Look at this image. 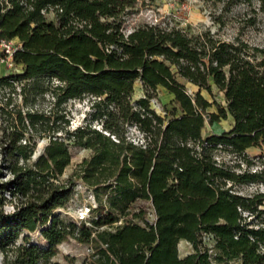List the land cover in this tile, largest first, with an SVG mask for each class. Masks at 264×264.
<instances>
[{"label":"trees","instance_id":"obj_1","mask_svg":"<svg viewBox=\"0 0 264 264\" xmlns=\"http://www.w3.org/2000/svg\"><path fill=\"white\" fill-rule=\"evenodd\" d=\"M212 1L224 7L256 1L264 9V0ZM135 5L136 0H0V38L18 39L13 60L21 67L1 76L0 86L14 91L19 81L23 105L44 93L52 103L46 112L13 107L1 125L0 251L6 259L12 254L11 264H59L50 260L56 245L73 238L93 242L89 264H264V192L242 195L232 188L258 175L237 172L213 156L217 147L242 154L264 146V43L153 23L124 32V16ZM135 82L145 89L163 87L173 107L161 114L148 94L133 98ZM187 82L197 87L193 93ZM213 86L223 103L201 92L212 95ZM84 94L94 96L93 111L70 130L58 106ZM227 117L229 129L202 135L206 120ZM93 118L102 119L100 129L91 127ZM126 125L142 132L140 142L127 137ZM35 135L47 142L32 157ZM70 145L90 153L61 177ZM76 181L95 201L80 223L54 211ZM6 194L14 200L12 211L3 208ZM137 199L149 201L153 221L143 208H130ZM37 228L45 248L27 235L16 242L21 232ZM205 235L213 238L211 246L203 242ZM182 239L193 250L180 257Z\"/></svg>","mask_w":264,"mask_h":264},{"label":"rangeland","instance_id":"obj_2","mask_svg":"<svg viewBox=\"0 0 264 264\" xmlns=\"http://www.w3.org/2000/svg\"><path fill=\"white\" fill-rule=\"evenodd\" d=\"M144 23L175 26L190 32L210 29L215 36L223 39H230L238 34L250 44L261 45L264 43V9H260L256 1L250 3L238 1L228 7H224L222 2L212 0H136L135 7L131 8L124 16L121 28L124 32H128ZM20 69V65L16 64L15 69L8 70L0 62V77L8 73L19 72ZM14 86V91H11L8 86H0V136L1 125L8 118L7 110L13 107H20L23 110L32 108L46 112L52 107L51 97L48 93L38 95L32 104L23 105L21 95L19 94L20 82L14 81ZM185 87L189 93H193L197 89L195 85L189 82L185 83ZM134 89L133 98L148 94L150 96V106L158 113L164 114L165 110H170L173 107L171 101L172 94L167 92L163 87H157L154 90L145 89L140 82H135ZM201 92L209 101L224 102L222 93L217 91L214 86L212 88V95L205 90H201ZM93 97L90 94H84L78 98H69L58 106V108H62V112H65V116L69 120L70 130L80 124H84L90 117L93 111L91 106ZM214 109V106L208 108L209 111ZM89 121L91 127L101 128L102 119L93 118ZM231 123L229 117L212 123L206 120L202 129V135L205 136L210 132L220 133L229 129ZM126 134L129 139L137 142H140L143 136L142 132L135 125H126ZM34 139L35 146L32 157L37 155L47 142L45 135H35ZM69 150L71 160L61 177L69 175L75 168L76 163L90 153L89 149L73 145L69 146ZM263 150L264 146L262 148L252 146L248 147L242 154L230 153L220 147H217L213 151V156L218 162H222L237 172L248 171L255 172L258 175L254 181L233 184L232 188L235 192L242 195H250L259 191L264 192ZM3 174L2 179L9 177L8 172H4ZM6 195L7 201L3 208L5 211H12L14 200H8L10 196ZM94 202L91 191L80 181H76L69 199L64 205L57 207L54 211L66 221L80 223L81 220L87 218L89 213L88 207ZM130 208L135 211L138 208H143L145 216L149 221L155 219L154 210L149 201L145 199L135 200L130 204ZM127 216L130 217V214ZM139 222H141V219H139ZM108 227V225H102L100 229ZM24 235H27V239L30 242L37 243L44 248L47 246V241L40 234V228L32 232L26 230L21 232L16 242L23 241ZM203 242L211 246L214 240L211 235H205ZM177 249L180 257L193 250L191 244L183 239L179 240ZM95 250L93 242H79L73 238H67L56 245V252L50 260L57 261L59 264H81L83 261L89 264L94 258L92 254ZM12 258L13 256L10 252L6 259L0 251V264H11Z\"/></svg>","mask_w":264,"mask_h":264},{"label":"built area","instance_id":"obj_3","mask_svg":"<svg viewBox=\"0 0 264 264\" xmlns=\"http://www.w3.org/2000/svg\"><path fill=\"white\" fill-rule=\"evenodd\" d=\"M16 48L17 42H14L12 39L0 38V62H2L8 70L12 68L15 69L16 63L13 60V52Z\"/></svg>","mask_w":264,"mask_h":264},{"label":"crops","instance_id":"obj_4","mask_svg":"<svg viewBox=\"0 0 264 264\" xmlns=\"http://www.w3.org/2000/svg\"><path fill=\"white\" fill-rule=\"evenodd\" d=\"M12 40L14 41V42H17L18 41V39L17 38H12ZM83 149H86V148H83Z\"/></svg>","mask_w":264,"mask_h":264}]
</instances>
